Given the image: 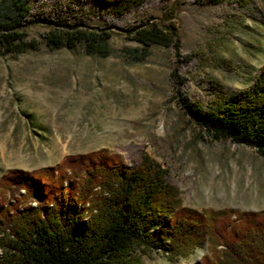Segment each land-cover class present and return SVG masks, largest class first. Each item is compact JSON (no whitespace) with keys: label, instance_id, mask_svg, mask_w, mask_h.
<instances>
[{"label":"rangeland","instance_id":"1","mask_svg":"<svg viewBox=\"0 0 264 264\" xmlns=\"http://www.w3.org/2000/svg\"><path fill=\"white\" fill-rule=\"evenodd\" d=\"M28 0L23 31L35 48L0 56V178L57 166L65 157L101 149L134 168L142 157L157 163L182 205L195 210L264 212V157L253 149L214 141L185 116L186 99L221 114L232 96H252L264 64V0ZM81 23L110 33L106 58L81 46L49 50L42 21ZM175 33L171 46L140 52L134 28ZM226 99V100H225ZM23 191L0 194L17 204ZM195 248L169 262L160 253L142 264H192L206 254Z\"/></svg>","mask_w":264,"mask_h":264},{"label":"trees","instance_id":"2","mask_svg":"<svg viewBox=\"0 0 264 264\" xmlns=\"http://www.w3.org/2000/svg\"><path fill=\"white\" fill-rule=\"evenodd\" d=\"M141 1L120 0L118 8ZM30 10L28 0H0V56L35 48L23 31L38 22L29 19ZM42 22L57 27L45 37L51 51L81 46L86 55H110L104 28ZM130 33L142 47L127 51L133 62L143 61L152 45L171 46L178 55L175 33L136 27ZM177 102L212 140L264 157V64L252 96H232L221 114L184 98ZM165 175L148 157L131 168L104 149L67 156L48 169L6 172L0 194H23L18 207L0 202V264H142L141 257L150 253L172 262L204 246L207 253L192 264H264V212L184 207Z\"/></svg>","mask_w":264,"mask_h":264},{"label":"bare ground","instance_id":"3","mask_svg":"<svg viewBox=\"0 0 264 264\" xmlns=\"http://www.w3.org/2000/svg\"><path fill=\"white\" fill-rule=\"evenodd\" d=\"M32 205H34V203Z\"/></svg>","mask_w":264,"mask_h":264}]
</instances>
